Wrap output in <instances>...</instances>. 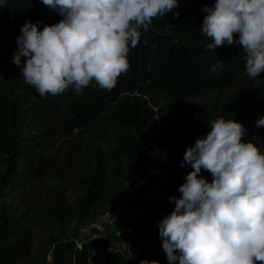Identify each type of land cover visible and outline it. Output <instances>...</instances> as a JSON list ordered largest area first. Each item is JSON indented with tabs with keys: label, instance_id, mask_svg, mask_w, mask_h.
I'll return each mask as SVG.
<instances>
[{
	"label": "trees",
	"instance_id": "16d2710c",
	"mask_svg": "<svg viewBox=\"0 0 264 264\" xmlns=\"http://www.w3.org/2000/svg\"><path fill=\"white\" fill-rule=\"evenodd\" d=\"M22 1L6 0L0 12ZM214 3L180 0L177 9L154 17L130 47V67L112 89L93 81L79 93L69 86L42 97L13 63V43L26 19L53 24L62 17L42 0L25 1L40 14L17 19L14 36L0 43V80L12 85L0 98V199L19 191L14 213L0 214V264H169L158 222L174 209L169 196L181 195L179 186L192 171L181 166L186 147L207 134L217 114L184 115L179 123L174 116L188 99L235 85V107L223 117L241 121L247 133L264 130L256 126L264 116V73L246 74L245 51L236 43L206 48L204 5ZM218 60L222 66L212 71ZM16 123L21 130H14ZM106 135L112 149L102 147ZM203 175L213 179L208 171ZM125 178L140 181L138 217L125 220L129 229H110L102 240H39L37 229L54 221L62 229L72 220L94 219L124 190ZM123 239L129 252L108 250Z\"/></svg>",
	"mask_w": 264,
	"mask_h": 264
},
{
	"label": "clouds",
	"instance_id": "9594fccd",
	"mask_svg": "<svg viewBox=\"0 0 264 264\" xmlns=\"http://www.w3.org/2000/svg\"><path fill=\"white\" fill-rule=\"evenodd\" d=\"M42 2L62 19L53 24L26 19L13 63L46 97L69 86L79 93L93 81L112 89L129 69L130 47L141 41L142 30L154 17L177 9L180 0ZM204 10L201 31L211 41L206 48L236 43L245 51L246 74L264 73V0H215ZM222 64L218 60L211 70ZM262 125L264 116L256 120L257 127ZM246 133L241 121L220 116L186 147L181 166L192 171L179 186L181 195L169 196L174 209L158 222L169 264H264V150L243 140Z\"/></svg>",
	"mask_w": 264,
	"mask_h": 264
},
{
	"label": "rangeland",
	"instance_id": "374dc122",
	"mask_svg": "<svg viewBox=\"0 0 264 264\" xmlns=\"http://www.w3.org/2000/svg\"><path fill=\"white\" fill-rule=\"evenodd\" d=\"M26 0H23L18 5L14 6L12 9L8 10L7 12H0V43L3 41V37H8V40L14 36L12 34L13 25L14 22L17 19L23 18V17H30L33 15L40 14L39 10L35 7L27 6L25 3ZM7 40V41H8ZM12 45V44H11ZM13 52L15 53L18 49V44L15 41L13 43ZM11 83L9 81H3L0 80V98L3 99L4 97L8 96L11 90ZM236 86H228L224 88H217L212 89L208 92L198 94L187 101V105L184 106L180 113H177L174 116V119L176 120V123H179L182 117L185 115H204L206 112L210 114H217L215 119L227 114L228 111H232L235 107V96L234 88ZM219 114V115H218ZM14 130L17 131L21 128H19L18 123L15 124ZM27 128L25 127L24 130ZM106 141H104V144L102 147L104 149H112L114 147L112 142V136L106 135L105 138ZM243 140L248 141L251 140L255 144H257L258 147L261 148V150H264V130H257L254 132L246 133L245 136L242 137ZM100 142V140H99ZM52 183H54L52 180H50ZM140 185V181L135 179H124V190L121 193H124L128 200L124 204V210H123V216L122 219L125 222V220H134L138 217L140 202H141V194L138 190V187ZM18 192H15L13 196H6L4 198L0 199V214L2 211H5L7 213H14L13 209L15 207V203L18 199ZM113 201V200H112ZM110 201L109 203H104L101 205L98 212L90 217V218H96L100 215V213H103L105 211H108L110 208V205L112 203ZM85 220H72L70 223H68L64 228L60 229L59 224L54 221L49 224L46 228L37 229V232L39 233V240L47 239L50 243L53 239L58 237H74L76 239H79L80 237V227L81 224H84ZM110 236V235H109ZM113 237H109V241H113ZM38 243L35 246V250L38 248ZM99 261L102 263L103 259L99 258Z\"/></svg>",
	"mask_w": 264,
	"mask_h": 264
},
{
	"label": "built area",
	"instance_id": "2783aa9c",
	"mask_svg": "<svg viewBox=\"0 0 264 264\" xmlns=\"http://www.w3.org/2000/svg\"><path fill=\"white\" fill-rule=\"evenodd\" d=\"M127 200L128 198L124 193L117 195L111 203L108 211L100 213L99 216L88 220L80 227V238L94 236L97 239L102 240L106 237V232L110 229H129L122 219L124 204ZM116 247L124 253L129 252V243L126 239L112 243V245L108 247V250L113 251Z\"/></svg>",
	"mask_w": 264,
	"mask_h": 264
}]
</instances>
